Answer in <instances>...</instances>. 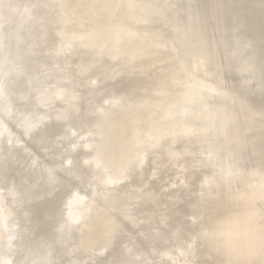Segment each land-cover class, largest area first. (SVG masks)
<instances>
[{"label": "rangeland", "instance_id": "rangeland-1", "mask_svg": "<svg viewBox=\"0 0 264 264\" xmlns=\"http://www.w3.org/2000/svg\"><path fill=\"white\" fill-rule=\"evenodd\" d=\"M90 1L91 0H0V121L3 123L0 133L4 134L9 132L11 135H17L20 133L18 131L20 119L18 120V117H16L14 118V121H12L10 119L11 115L9 113H5V108L3 107L5 99H9L12 96L11 101H13V95H11L12 92L8 88L9 83L12 81H15L14 84L19 90L14 91L15 93L21 94L20 92H26V96L25 94H21L22 96L20 95L22 99L29 96L28 98L30 99V102L26 105V107L25 105H22L23 102L21 103L22 107H24L23 110L28 109L33 111H43V114L46 117H49L50 114H52V117H54L56 114L55 117L59 118L63 123L62 126H60V128L57 130L53 129L55 131L51 132L49 135L48 133H44V135L37 136V133L31 131L29 134L23 136L21 143L19 145L17 144L15 147L16 155L13 156L10 161L8 160L9 162L5 161L3 165L0 163V179L4 177L3 179L6 181L10 190V192L5 195L6 201L4 205L2 207L0 206V218H2L0 220V231L5 232L9 224L15 219V215L12 213L6 214L7 216L5 215V217L3 215V211L5 209H9L10 206L17 205L23 196L27 201L21 204V212H19L21 217L26 215L25 213L28 211L32 212L31 214L27 215V219L25 221L27 225L25 226V230H28L34 222L36 223L42 218H47L46 216L50 213L48 209H51L50 211L55 212L54 219L47 220L46 225L48 226L49 223L57 225L56 229L59 232L55 229V233L53 234L55 239L54 246L55 248L57 247L59 249L60 246L63 248L61 251L64 252V255L62 254L63 259H65L64 264H80L81 262L79 261L81 260H84L81 264H84V262L85 264H224L226 262V258L221 256L222 254L220 255L213 252L211 255H206L203 257V253L200 254L202 251H204V248L207 244L203 233L210 228L209 222L211 221V218L213 217L220 220L227 219V215L232 209V207L220 206L225 200H223L224 198L222 197L217 199L216 195L218 196L221 194L223 197L225 194L227 196L230 195L228 199L225 197V202H227L229 199H232L234 195L235 198H233V200L235 199L236 206H234L233 209H236H234L232 213L237 209L238 211H241V208H245V200H251L254 202L256 206L255 208L257 210H264V169H259V162L258 160H255L257 153L261 151L258 147L261 146L260 144L262 143V140L264 142V129H261L264 128L262 123L264 122V90H262L264 86V76L262 75L264 74L261 75V73L259 74V72H257L260 66L263 67L264 65V0H190L189 2H183V0H149L153 3L155 2L158 6L160 5V11L162 12L161 17H163V20L170 21L171 23L177 22L180 28L188 27L189 30H187L189 34L187 33L186 38L183 36V38L187 40L186 43L184 42L185 52L189 51L191 54V50L197 49L196 40L200 38L198 37L200 36L198 33H202L204 31V29H202L203 31H199V28L201 29L203 25V27L207 25L206 27L208 28L205 27L207 31H209L208 29H212L210 32L216 31V35H213L212 37L213 39L217 36L219 38H216V40H226V42L223 41L228 45L227 46L225 44L226 49L225 52H223L224 55L222 54V56H219L217 54H221V49L223 48V46H221V52H218V50L216 51L217 53L214 52L212 54L210 51H207L209 54L204 52L205 61L203 63L202 61L199 62L198 59L194 60V58L193 63H191L189 60L186 62L184 61L183 63L187 69H185L187 73H191L192 75L201 79L204 82L205 87L208 89L214 86V90L218 94L222 95V98H225V102L227 100V102H233L237 105L239 104L240 107L246 109V111L244 110V113H246L235 123H233V121H229L224 123L225 125L222 124L224 134L218 133L213 142L206 141V139L211 140L213 138L212 135L207 136L208 138L206 136L205 138L201 136L202 130L200 132L197 131L200 135L198 137L202 138L203 143L201 142V144H199L200 140L197 141L196 138H188V135H186L188 134L186 129H184L185 135L179 139H177L178 137L176 136H179V132L181 136V131L176 133L174 132L175 130H167V134H171V136H168L162 140L164 145L150 146L145 149V151L141 152L142 155L140 156L142 157V160H140L137 165L130 168L128 173H126L127 170L121 166L120 163L112 162L114 156L111 154L116 151V148H119L116 146L117 143L114 144L109 141L102 140V136L108 133L114 124V118L112 117L113 113L111 114L116 104L114 98L105 96L101 100H98L97 98L98 101L94 100V102L89 104L87 107H85L83 104L80 105V103L87 97L95 96L97 91L95 87L103 85L105 84L104 82H109L112 79L119 80L124 76V72H122L121 74H117L113 77L111 72L114 64L120 61V59L126 54H128L130 48L129 46L119 45L116 47L114 54H106L108 45L111 46L115 43V41L121 36L123 29L117 27H107L101 31H92L91 29H87L86 24H88V20L86 15L89 16L90 8H93L96 5H94L93 2L90 4ZM143 1L147 2L148 0ZM196 1L199 4L196 3ZM179 2L184 3V8L182 6L183 4H179ZM174 3L179 7L178 9L180 10H178L175 5H172ZM194 5L196 7H194ZM88 6L90 8H88ZM195 9L198 12V15L200 14L199 17H197V12H195ZM176 10L180 15V18H177L178 15ZM183 10L186 19L184 18ZM215 10H217V14L219 13L218 15H215ZM181 11L182 13H179ZM193 11L194 15L192 13ZM189 15L192 16L193 19L188 18ZM216 16L220 17L218 18ZM59 17H61L63 20H60ZM103 17V14L99 15V18ZM181 17H183V20ZM195 17L197 20L194 19ZM206 17L207 20L205 19ZM199 18L201 19L199 20ZM190 19L191 21L196 20V27L192 24V22H190ZM218 23L220 26L223 25L221 28L219 27V30L218 28H214ZM188 24H191L192 26ZM39 25L40 29L42 30L37 28ZM212 25L215 26L212 27ZM144 26L148 25L141 24L140 28H145ZM111 28L113 31H111ZM90 30L92 32H90ZM80 31L81 33H83L82 31H85V33H83L84 39L82 38ZM20 32H24L22 36H25V39L22 43H18L17 41L14 42L15 34ZM164 32H166L168 36H171L167 30ZM72 33L74 35H71ZM220 34L222 37H224L223 39L221 38ZM70 35L71 37H69ZM86 35H88L87 40L85 39ZM77 36L79 38L81 37L84 41H77V39H79ZM91 37H94L93 39L97 41V44L96 42L93 43L94 40ZM225 37L227 39H225ZM75 39L76 41L74 42L76 45L73 43V40ZM91 39L92 41H90ZM106 39L113 43L108 41V44ZM221 40L216 41V43L222 42ZM70 42L72 43L70 44ZM81 43L83 44L84 48L81 46ZM61 44L63 45L60 46ZM88 44L89 46H87ZM92 44H95L96 47L99 44V48L95 49V45ZM104 44H106V46H104ZM77 45H80L79 47L81 48H79ZM173 48V51H176L177 45ZM94 49L98 52H95ZM79 50H83L82 53ZM70 51L74 52L73 56L71 55ZM19 53L21 54L18 55ZM176 54L177 53H175V55ZM216 54L218 57H216ZM245 56L248 58V60ZM176 57H179V60H183V58L178 55H176ZM224 58L228 59V62H231L229 63L230 65H233V63L235 64L236 62L237 63L233 66L228 64L226 66V64L223 62L226 61ZM238 58L243 59V61L246 62V65L243 64L242 66V62L239 63L240 60ZM84 59L85 63L83 62ZM214 59H221V62L223 63L220 64H224L221 66L218 63V66L220 65L222 68H224L223 70L221 67H219L222 69V71L219 69L218 72L220 77L213 72L209 74L204 70H207L206 66H208L210 62H213ZM72 60L75 62V64L72 62ZM13 63L19 65L17 74L12 73L11 65ZM234 66L241 67H238L240 68L238 70L232 68L237 71L230 69ZM247 68L250 69L248 70ZM81 69L84 71L82 70L81 72ZM231 71L237 72L238 77H236L239 80L241 78L239 75L240 72L243 74L242 76L245 75L244 77L247 78L244 79V81L250 80L254 82L252 79V77H254L253 75H260L263 78L259 76L262 80L259 78L261 82L260 84L258 83L259 87H257L256 82H258V80L255 81L256 84H249L250 81H248V83H243V77L241 78L242 81L230 79L235 74ZM262 71H264V69ZM78 72L79 74L81 73V77L84 76L85 78H81L79 74H77ZM229 72L231 73L229 74ZM247 72L252 74H250L251 77L248 76L249 74L247 75ZM95 73H97V76ZM225 74L228 75L225 77ZM229 75H231V77H229ZM28 77L32 80L30 86L28 85ZM65 77L70 78L67 79ZM94 78H97L98 80ZM81 80H83V83L85 82L84 85H80L82 83ZM93 81L96 82L97 85L95 83L94 86ZM179 82L181 81L176 82L178 83L177 85L174 83L176 87L178 86L177 88L179 90L187 91L189 87H193L191 83L192 81L189 82L191 85H189L188 82L187 84L185 83L186 86L183 84V82H181L182 84ZM238 82H242V84ZM59 84L62 85L60 86ZM91 84H93V86ZM85 85L87 87L90 85L88 88L91 89L92 87V90L83 87ZM187 85H189L188 88ZM248 85L249 87H247ZM260 87L262 89H260ZM177 88L174 86L172 90H177ZM259 89L261 92H259ZM256 90L259 91L255 92ZM255 94H257V96ZM73 99L74 101L76 99L77 102H74ZM189 101V104L193 103L192 100ZM68 104L71 105V107H69ZM65 105L66 109H69L70 112L72 111L71 114L68 115V110L63 108ZM72 107L74 109H72ZM60 108L63 110L61 111ZM57 110L61 111V113L59 111L60 115ZM65 111H67V113ZM194 111L196 112V110ZM109 114L110 118L107 116ZM195 114H197V112ZM61 116L64 118H61ZM106 116L109 119L106 118ZM115 116L125 119L123 113L120 112ZM197 117L199 118V116ZM118 118L116 119L117 121L119 120ZM246 118L249 119L246 120ZM253 119L255 122L257 121L256 124H254ZM108 120H110V122ZM202 120L203 118L201 117V121ZM248 120H253V122H251L253 127H250V123H245L247 130H240L239 127H242L240 123L242 122L243 124V122H249ZM98 121L100 122L97 123ZM178 121L179 120H175V123L177 124ZM198 121L199 124L195 121L194 126L198 124L200 127L201 121L200 119H197V122ZM56 122L57 120L51 122L49 126L54 125ZM259 122H261L262 126H260ZM181 123L186 124L183 121H180V124ZM171 125L174 127L173 122ZM219 131L221 132V130ZM239 131H243L242 139L244 138L246 144H248H245L246 147L245 145L238 144V142L241 140L236 142L238 140ZM259 133H262L263 135L260 134L261 140L258 142L260 136L258 140L255 137L258 138L257 134L259 135ZM173 134L174 136L176 134L175 139H173ZM92 135L95 136L92 137ZM193 136H196V134ZM99 138L100 140H98ZM253 138L257 141H255ZM164 140H166V143ZM122 142H124V140H122L121 143ZM255 142H258L260 146ZM252 145L253 147H251ZM81 146L82 148H85L82 149ZM263 146L264 145H262V147ZM262 147L260 148L263 150L264 148ZM248 148L250 153L247 152ZM101 152L103 154H101ZM80 153L85 155L82 156ZM192 153H195L192 166L187 168L186 165H181V163L184 162V158L182 157ZM101 155H104V157H101ZM245 156L247 157L246 162H244ZM101 158L103 160H100ZM91 160L93 162H91ZM103 161L104 163H102ZM110 163H115L114 165L116 167L110 169L107 168L106 165ZM244 163L245 165H242ZM251 163L253 165H251ZM206 166H208L209 169L203 168ZM256 166L258 168L257 170ZM263 166L264 165L259 167L264 168ZM99 170L104 172L100 173ZM209 170H211L210 172L215 171L212 174V177H216V184V181L211 184L208 182H202L203 178H205L204 176L206 172H209ZM260 170L261 172H258ZM112 171L116 172L113 173ZM190 172L196 173L197 178H193L194 180H186ZM42 173H45L47 180L44 179V174ZM259 173L262 174V177ZM126 175L128 177H126ZM226 179H233V182L230 185L226 184L225 186ZM44 180L49 186V191L51 190L50 192H52V194H50L49 197L47 196L43 199L41 197V192H43L45 187ZM237 183L238 186H236ZM258 183L260 185H258ZM115 184H117V186H115ZM208 185L210 189L209 191L207 190ZM59 190H61L60 193H62L60 198H58L56 202H52L50 197H53V195ZM176 190L179 191V194L177 192L178 196L171 195V192ZM181 190L182 192L184 191L183 196L180 194ZM257 190L263 192V194L261 193L260 196L258 194L259 199H256L255 197L257 196V193H255ZM239 193H242V195L240 194L238 197ZM250 193H255V196L253 194L252 195L254 197L251 196ZM207 194H209V196H207ZM244 194H248V196L250 195L251 197L247 198L245 196L243 199L244 201L242 202L241 200ZM199 196H202L200 198V200L202 199L201 201H198ZM252 197L255 200H252ZM1 198L2 196L0 195V200ZM233 200H229L228 203L231 202L230 204H232L234 202ZM251 201L249 203H251ZM249 203L247 202L246 204ZM234 204H232V206ZM171 205L174 208L176 207V209L170 213L171 217L169 216L168 218L169 214H163L164 217L161 216L160 213H163ZM147 211L148 214L152 213L155 215H148L146 214ZM143 213L148 215V218ZM141 214L143 217H145L143 218ZM124 217L127 219V221L124 220ZM165 217L167 220H169V227H167L166 223H164ZM69 221H71V223ZM72 223L73 225L71 226ZM181 225H187L190 227V229L193 228L195 233H186V237H184V239H181V237L175 238L171 234L174 231L169 230L174 226ZM57 227H59L62 232ZM229 232L230 231L226 230L224 233H228L225 235H229ZM44 233L46 232L44 231ZM73 233L74 236H70V234L73 235ZM69 238L72 240L70 241ZM61 240H66V243H63ZM80 240L82 242V247L76 250V244ZM119 240L122 241L121 244ZM69 241L71 243H69ZM62 243L64 245L70 244L71 246L68 245L67 247L66 245L62 247ZM44 246H41L42 252L44 251ZM96 250L97 252H95ZM71 251H77L74 252L75 254H73V257L75 256L76 259L70 257L72 255ZM83 253H85V255ZM116 256H119L117 257L119 258L117 261L114 260Z\"/></svg>", "mask_w": 264, "mask_h": 264}, {"label": "bare ground", "instance_id": "bare-ground-1", "mask_svg": "<svg viewBox=\"0 0 264 264\" xmlns=\"http://www.w3.org/2000/svg\"><path fill=\"white\" fill-rule=\"evenodd\" d=\"M184 1L185 2H189L190 0H183V2ZM91 2H93L94 5L95 4L96 5L93 8H90L88 6V8H90V13H89V16L86 15V18L88 20V24H86L87 29H91L92 31H94V30H100L101 31V30L106 29L107 27H112V28L113 27H117V28H122L123 29V31L121 30L122 31L121 36L115 41V43L113 45H111V43H113V42H111V41L106 39L107 42L108 41L111 42L110 43L111 46L108 45V50H107L106 54H108V55L114 54V52L116 51V47L119 46V45L129 46L130 48H129L128 54H126L123 58L120 59V61H118V62H116L114 64V66L112 68V72H111V75L113 77L115 75H117V74H121L122 72H124V76L121 79H119V80L112 79L113 81L110 80L109 82H104L105 84H103V85H99V86L95 87L97 89L95 96L87 97L86 99H84L80 103V105L83 104L85 107H87L89 104L94 102V100H96V101L101 100L105 96H110V97L114 98V100L116 101L115 107L113 106L114 109L112 110V112L110 110L111 108L109 109L111 114L113 113L112 117L114 118V121L113 120H111V121H113L114 124L111 127V129L109 130V132L104 134V136H102V140L109 141V142L114 143V144L117 143L116 146L119 147V148H116V151L113 154H111L112 156H114L112 162L120 163L121 166H123L127 170L126 173H128V170H130V168L134 167L135 165H137L140 162V160H142L141 159L142 157L140 155H142L141 152L145 151V149H147L150 146H158V145L162 146V145H164L162 140L167 138L168 136H171V134H167L168 133L167 130L168 131L169 130H171V131L175 130L174 132H176V133L181 131V136H180V132H179V136H176V134H175V136L178 137L177 139H179V138H182V136L185 135L184 134L185 133L184 129H186V131L188 132V134H186V135H188V138H192V139L196 138L197 141L200 140L199 144H201L202 138L198 137V136H200L198 132H200L202 130L201 136L203 138H205V136L207 137L209 135H212L213 138L211 140L210 139H206V141L213 142L215 140V138L217 137L218 133L224 134V132H223L224 130L222 128V126H223L222 124H224L226 122H229V121L230 122L233 121V123H235L241 117H243V115L246 113V112L244 113V110L246 111V109H244L243 107H240L239 104L237 105V104H234L233 102L232 103L231 102H227V100L225 102L224 101L225 98L224 97L222 98L221 97L222 95L218 94L214 90V86H212V87H210L208 89V88L205 87L204 82L201 79L197 78L196 76L192 75L191 73H187L186 72L187 69L185 68V65L183 63L184 61L186 62L187 60H189L191 63H193L194 60H196V59H198L199 62L202 61V63H203L205 61V53L204 52H207V51H210L211 54H212V53H214V52H216L218 50V52L222 51L221 54L216 52L219 56H222V54L224 55L223 52H225V49H226L225 47H226L227 43L223 42V41L226 42V40L223 39L224 37H222L221 34L220 35H221V38L223 40H221V39H218V40H221L222 42L216 43V41H218V40H216V38H219V37L216 36V37H214V39L212 38L213 35H216V31L210 32L212 29H208L209 31H207L205 29V27L207 25H205V27H203L204 26L203 25L202 26L203 28L200 26L201 29L199 28V31L202 30V29H204V31L202 30L203 31L202 33H198V35H200L198 37H200V38L198 40H196L197 46L196 45L195 46L197 47V49H195L193 47L195 50H191V54H190L189 51L185 52V48H184L185 46L184 45L187 42V40L183 38V36L186 38L187 33L189 34L188 27L180 28V26H179V24L177 22H172L171 23L170 21L163 20V17H161L162 12L160 11L161 7H160V5L158 6L155 2L153 3V2H151L149 0L147 2H144L143 0H91L90 4H91ZM183 2L182 3L179 2V4H183L182 6L184 8V3ZM196 3H198V2L196 1ZM170 5H169V7H170ZM172 5H175V3L172 4ZM227 6H228V4H227ZM176 7H177V9L179 8L178 6H176ZM194 7H196V6L194 5ZM171 8H169V9H171ZM234 8H235V6H234ZM246 8H247V6H246ZM262 8H263V6H262ZM25 9H26V7H25ZM163 9H165V8H163ZM166 10H167V8H166ZM178 10H180V9H178ZM215 11H216V14H215V12H214V14L218 15L219 13L217 14V10H215ZM229 11H230V9H229ZM195 12H197L196 9H195ZM218 12H220V11H218ZM22 13H23V11H22ZM176 13L178 15L177 18H180L179 17L180 15L178 14L177 10H176ZM179 13H182V11L179 12ZM192 13L194 15V11ZM205 13H207V12H205ZM101 14H103V16H104L103 18H99V15H101ZM184 14L185 13H184V10H183V15ZM262 14H263V12H262ZM262 14H260V15H262ZM189 16H188V18H192V16H190V17ZM199 16H200V14L198 15V12H197V17H199ZM216 17L219 18L220 16H216ZM59 18H60V20H63V19H61V17H59ZM181 18L183 20V17H181ZM184 18L186 19L185 15H184ZM194 19H196V17ZM200 19L201 18H199V20ZM205 19L207 20V17ZM196 20L191 21V19H190V22H192V24L195 27L197 25V24L195 25V23H196L195 21ZM208 21H209V16H208ZM260 22H261V20H260ZM212 23L214 24L213 21H212ZM141 24H146L148 26H144L145 28H140ZM188 25H191V24H188ZM213 26H215V25H212V27ZM222 26H220L219 23H218L217 26L214 27V28H218V30H219ZM258 27H260V26H258ZM37 28H39V30H42V29H40V25ZM84 28H85V26H84ZM206 28H208V27H206ZM214 28H213V30H214ZM227 29H229V28H227ZM227 29H225V30H227ZM39 30H37V31H39ZM91 30H90V32H92ZM114 30H116V29H114ZM165 30H167L171 34V36H168V34L166 32H164ZM85 31H82V32L85 33ZM111 31H113V29ZM111 31H110V33L112 34ZM35 32H36V30H35ZM55 32H56V30H55ZM195 32H196V30H195ZM23 33L24 32H20L18 34H15L14 42L17 41L18 43H22L23 40L25 39V36H22ZM41 33H42V31H41ZM80 33H81V31H80ZM83 33H81V34H82V38L84 39V34ZM117 33H118V31H117ZM32 34H33V32H32ZM86 34H87V32H86ZM71 35H74V34L72 33ZM71 35L69 37H71ZM217 35H218V33H217ZM225 36H227V35H225ZM87 37H88V35H86V38H85L86 40H87ZM113 37H114V35H113ZM82 38L80 37L79 39H77V38L76 39H77V41H79V40L84 41ZM89 38H90V36H89ZM76 39L73 40L74 44H75L74 41H76ZM92 39L90 41H92ZM225 39H227V38L225 37ZM90 41H88V42H90ZM94 42H96V44H97V41L94 40L93 43ZM109 42H108V44H109ZM71 43L72 42H70V44ZM98 43H99V41H98ZM188 44H189V42H188ZM62 45L63 44H61L60 46H62ZM92 45H95V44H92ZM176 45H177V49H176V51H173V49H174L173 47H176ZM81 46H83V44ZM87 46H89V44ZM104 46H106V44H104ZM201 46H203L204 49ZM221 46H223L224 50H223V48ZM41 47H43V46H41ZM90 47H91V45H90ZM79 48H81V47H79ZM83 48H84V46H83ZM98 48H99V44L97 45V47L95 45V49H98ZM105 48H107V47H105ZM237 48H238V46H237ZM220 49H221V51H220ZM43 50H44V48H43ZM45 50H46V48H45ZM82 51H80V52L82 53ZM95 52H98V51L95 50ZM70 53L73 56L74 52L70 51ZM175 53H177L176 55H178L181 58H183V60L182 59L179 60L180 58L176 57ZM20 54L21 53H19L18 55H20ZM47 54H48V52H47ZM87 55H89V54H87ZM216 55H214V56H216ZM218 55L216 57H218ZM76 56H75V58H76ZM236 57H237V55H236ZM193 58H194V60H193ZM87 59H89V58H87ZM238 59L240 60L239 63L242 62V64H241L242 66H243V64L246 65V62H244L243 59H240V58H238ZM246 59L248 60L247 57H246ZM76 60H77V58H76ZM216 60L214 59L213 62H210V64L208 66H206L207 70L206 69H204V70H205V72H207L209 74L213 72L217 76L220 77V75L218 73L219 69H220L219 67H221L224 64H226V66H227V64L230 65L229 63H231V62H228L229 60L225 59L226 61H223L224 64H220V63H223V62H221L222 60L221 59L217 60V61ZM84 61H85V59L83 60V62ZM72 62H74V61L72 60ZM77 63H79V62H77ZM218 63L221 66L220 65L218 66ZM248 63H249V61H248ZM74 64H75V62H74ZM235 64L233 63V65H235ZM233 65L231 64L230 66H233ZM252 65H253V63H252ZM236 66L231 67L230 69L234 68V69L238 70V69H240L238 67H241V66H238V67H236ZM247 66H249V65H247ZM254 66H256V65H254ZM11 68H12V73L17 74V71L19 70V65L16 64V63L15 64L13 63L11 65ZM222 69L224 70V68H222ZM222 69H220V70L222 71ZM234 69H232V70H234ZM263 69H264V65H263V67L260 66V68H259V70L257 72H259V74L261 73V75H262V74H264V73H262V72H264V71H262ZM82 70L83 69H81V72H82ZM237 70H234V71H237ZM253 70H255V69H253ZM234 71H231V72H234ZM184 72H186V73H184ZM231 72H229V74ZM19 73H20V71H19ZM234 73L236 74V75L234 74L235 77L233 76L230 79H232V80L234 79L236 81H242L241 78L243 77L242 78L243 79V83H248V81H250V80H245L244 81V79H247V78L244 77L245 75L242 76L243 74L241 72H240L241 74L239 73V75L241 76L240 80L237 78L238 77L237 72H234ZM77 74H79V72ZM80 74H79V76H80ZM95 74L97 76V73H95ZM248 74L249 73L247 72V75ZM250 74L248 75L249 77H251ZM226 75H228V74H225V77H226ZM232 75H233V73H232ZM257 75H258V73H257ZM253 76L257 77L258 79L252 77L254 82L250 81L249 84L255 83V81L258 80V82H256L257 84L256 83L255 84L257 85V87H259V84L261 82L259 80V78L264 76V75H262V76L259 75L260 77L256 76V75H253ZM83 77H81V78H83ZM229 77H231V75H229ZM65 78H67V77H65ZM69 78H67V79H69ZM191 78H192V80H191ZM86 79H87V77H86ZM94 79H97V78H94ZM56 80H57V78H56ZM177 80L183 82V84H185V83L187 84V82H188V84L191 85V83H192V85H193L192 88L193 89L191 87L188 88L189 85H187V88H188L187 91L179 90L177 88L178 86L176 87V85L178 84V83H176V82H178ZM31 81L32 80L28 77V85L29 86L31 85ZM54 81H55V79H54ZM81 81H82V83L80 85H84L85 82L83 83V80H81ZM99 82H100V80H99ZM181 82H179V83L182 84ZM189 82H191V83H189ZM14 83H15V81H12L8 85L9 90L12 92L11 95H13V101H11L12 96L9 99H5L4 103H3V107L5 108V113H9L11 115L10 119L12 121H14V118H16V117H18V120L20 119L19 120V130H18L20 133L17 134V135H11L9 132H6L4 134L0 133V163L2 165L4 164L5 161H8V160L10 161V159L13 156L16 155L15 147H16L17 144L19 145L21 143L23 136L29 134L31 131H34L35 133H37V136L44 135V133H48V135H49L51 132H53V131L57 130L58 128H60V126H62V124H63L62 121L59 118L55 117V115H56L55 113L56 112L54 113L55 115L53 114L54 117H52V114H50V113L49 114L51 115V117H50V115H49V117H46L43 114V111H39V110L33 111V110H28V109L23 110L24 107H22V105L23 106L25 105V107H26V105L30 102V99L28 98L29 96L27 98L22 99V97H21L22 95L21 94H23V95L25 94V96H26V92L25 93L24 92H20L21 94L15 93L14 91H16L18 89H17V86ZM95 83L96 82H94V86H95ZM238 83L242 84V82H238ZM180 84H179V86H180ZM186 84H185V86H186ZM86 85L83 86V87H86V89L88 87H90V85L88 87ZM91 85L93 86V84H91ZM96 85H97V83H96ZM174 86H175V88H177V90L176 89L172 90L174 88ZM253 86H255V85H253ZM261 86H263V85H261ZM203 87H204V89H203ZM247 87H249V85ZM56 88H61V87H56ZM260 89H262V88L260 87ZM31 90H33V89H31ZM81 90H83V89H81ZM89 90H92V87ZM93 90H94V87H93ZM243 90H245V89H243ZM259 90H256L255 92H257ZM262 90H264V86H263ZM86 92H87V90H86ZM247 92H245V93H247ZM259 92H261V90ZM34 94H35V92H34ZM252 94H251V96H252ZM29 95H31V94H29ZM255 95L257 96V94H255ZM40 98H38V99H40ZM76 98H77V96H76ZM97 98H98V100H97ZM189 100H192L193 103L189 104V102H190ZM201 100H202V103H201ZM73 101H74V99H73ZM22 102H23V104L21 105ZM74 102H77V100L75 99ZM49 105H51V104H49ZM0 107H1V105H0ZM69 107H71V105H69ZM69 107H67V108H69ZM73 107H72V109H74ZM57 108H58V106H57ZM63 108L66 109V105ZM60 109H61V111L63 110L62 108H60ZM75 109H76V107H75ZM66 110H68V115L71 114L72 111L70 112L69 109H66ZM194 110H196L197 114H195L196 112ZM59 111H58V113H59ZM61 111H60V113H61ZM109 111H108V113H109ZM65 112L67 113V111H65ZM119 112L123 113L125 119L118 118L117 116H115ZM60 113H59V115H60ZM106 113H105V115H106ZM202 114H203V116H202ZM259 114H261V113H259ZM63 116H64V114H63ZM63 116H61V118H64ZM107 116H109V118H110V114L107 115ZM107 116H106V118H108ZM197 116H199V118ZM116 117L119 119L118 121L116 120L117 119ZM201 117L203 118L202 121H201ZM102 119H104V118H102ZM197 119H200V121H201L200 122V127L198 125L199 121L197 122ZM247 119H249V118H246V120ZM56 120H57V122L54 125L49 126L51 124V122L56 121ZM175 120H179L177 122V124L175 123ZM253 120H250V121L248 120L249 122H247V121L243 122L244 125L241 122L240 125L242 127H239V125H238V127L240 128V130H243V129L247 130L246 127H245V123L246 124L250 123L249 124L250 127H253V124L251 123V122H253ZM108 121L110 122V120H108ZM180 121H183L186 124H182V123L180 124ZM195 121H196V123H198V124H196L198 126H196V125L194 126ZM99 122L100 121H98L97 123H99ZM172 122L174 124V127H173V125H171ZM256 122L254 120V124H256ZM259 123H260V126H262L261 122H259ZM262 123H263V126H264V122H262ZM2 126H3V123L0 121V129H1ZM246 126H248V125H246ZM195 128L196 129L199 128V129L196 130ZM53 129H55V130H53ZM97 129H99V128H97ZM261 129H264V128H261ZM194 130H196V131H194ZM219 130H221V132ZM161 131H163V132H161ZM258 132H260V131H258ZM182 133H183V135H182ZM195 134H196L197 137L193 136ZM260 134L263 135L264 133L263 134L259 133V135L257 134L258 138L255 137L257 140L259 139V136H260V139L258 140V142L261 140V135ZM242 135H243V131H239L238 132V140L236 139L237 140L236 142L241 140L240 142H238V144L245 145L246 142H245L244 138L242 139ZM93 136H95V135H92V137ZM173 136H174V134H173ZM175 136L173 137V139H175ZM44 138H47V137H44ZM95 138H93V139H95ZM263 139H264V137H263ZM98 140H100V138ZM122 140H124V142L121 143ZM257 140H255V141H257ZM165 141L166 140H164V142ZM258 142H255V143L258 144ZM262 143H264L263 140H262ZM262 143L260 144L261 146L259 144L258 145L260 147H262V145H264ZM246 145H248V144H246ZM246 145H245V147H246ZM253 145H254V143H253ZM253 145L251 147H253ZM141 146H143V147H141ZM255 146H257V145H255ZM91 147H90V149H91ZM260 147H258V148L261 151H259V153H257V156H256L255 160L256 161L258 160V162H259L258 165L262 166V165H264V149L262 150ZM81 148H82V146H81ZM83 148H85V147H83ZM113 148H114V146H113ZM262 148H264V146ZM87 150H89V149H87ZM247 152H249V148H248ZM83 153H84V151H83ZM101 154H103V153L101 152ZM194 154L195 153H192V154L186 155L187 157L186 156L182 157V158H184V162L181 163V165H184V166L186 165L187 168H190L192 166L193 162H194ZM83 155H85V154H83ZM102 156L104 157V155H101V157ZM106 156H107V154H106ZM109 156H110V154H109ZM109 156H108V158H109ZM246 159H247V157L245 156V161L244 162H246ZM53 160H55V159H53ZM100 160H103V159L101 158ZM262 161H263V163H262ZM91 162H93V161L91 160ZM102 163H104V161ZM255 163H257V162H255ZM114 164L115 163H112V164L110 163V164H108L106 166H107V168L110 169V168L116 167ZM205 164H209V163H205ZM242 165H245V163L242 164ZM251 165H253V164L251 163ZM257 166H256V170L258 168L261 169V170L264 169L262 167L260 168L259 166L257 168ZM203 168H208L209 169L208 166L203 167ZM102 170H103V167H102ZM261 170L258 171V172H261ZM210 171L211 170H209V172H206V174L204 176L205 178H203L202 182H208V183L211 184V183H214L216 181V177L215 178L212 177V174L215 171H213V172H210ZM101 172H104V171H100V173ZM115 172H113V173H115ZM256 173H257V171H256ZM42 174H44L43 177H44V179H46L47 176L45 177V173H42ZM259 174H261V173H259ZM106 176H107V174H106ZM126 177H128V176L126 175ZM261 177H262V174H261ZM3 178L4 177H2L0 179V195L3 198V199L1 198V200H0V206L1 207L4 205V203L6 201L5 200V195H7L10 192L9 187H8L6 181ZM193 178L196 179L197 175L194 172H190V174L187 176L186 180H191ZM232 180L233 179H226L225 186H226V184L230 185L233 182ZM263 181H264V179H263ZM44 182H45V187H44L43 192H41V195H42L41 197L43 199L45 197H47V196L49 197L50 194H52V192H50L51 190L49 191V186L46 184L45 180H44ZM254 182H256V181H254ZM216 183H217V181L215 182V184ZM259 183H258V185H260L262 183V181H261L260 184ZM27 186H29V185H27ZM115 186H117V184H115ZM236 186H238V183H237ZM207 187H208L207 190L209 191L210 190L209 189V185ZM58 192H56L53 195V197H50L52 202L53 201L56 202V200H58V198H60V196L62 194V193H60L61 190H59ZM105 192H106V190H105ZM177 192L179 194V191L176 190L174 192H171V195L176 196ZM255 193H257L256 194L257 196L254 195ZM255 193L254 194L250 193V195L251 196L254 195L256 197V199L257 198L259 199L258 194H259V196L261 195V193L263 194V192H260L259 190H257ZM180 194H181V196H183L184 191L182 192V190H181ZM240 194L242 195V193H239L238 197H239ZM220 195H218V196L216 195V198L219 199V198L222 197V198H224L223 200H225V201H226L225 197H227V199H228L229 196H230V195L227 196L225 194L224 197H223V195H221V196ZM250 195L248 196V194L247 195L244 194V196H242L243 197L242 200L241 199L240 200L243 202L244 201L243 200L244 197L245 196L247 198L251 197ZM102 196H103V194H102ZM207 196H209V194H207ZM201 197L199 196L198 201L202 200V199L200 200ZM233 198H235L234 195H233L232 199H229V200H233ZM260 198H262V197H260ZM74 199H75V197H74ZM229 200H227V202L223 201V203L220 205V206L232 207L231 211L227 215L228 218L227 219H221V220L213 218V217L211 218V221L209 222L210 223V226H209L210 228L203 233L204 239H205L207 244H206V247L204 248V251H202L200 254H202V253L204 254V255L202 254V257L206 256V255H211L213 252L218 253L220 255L222 254L221 256H224L226 258V262L224 264H264V210L262 211V210H260L258 208L260 210V212H259V210H257L255 208L256 206H255L254 202H252L250 200L251 203H249L250 202L249 200L248 201L245 200V208H241L242 209V210L240 209L241 211H238V209H237L236 211H234L232 213V211L234 209H236V208L233 209V207L236 206V202H235V199H234L233 201L235 202V204L233 202L232 204H234V205L232 206V204H230L231 202L228 203ZM252 200H255V199L253 198ZM26 201H27L26 198H24L22 196V199L19 200V203L17 205L10 206L9 209H5L3 211V215L4 216L6 214H8V213H12L13 215H15V219L13 220L12 223L9 224V226H8V228H7V230L5 232H1L0 231V264H64L65 263V259H63V256H62V254L64 255V252L61 251V249L63 250V248H61L60 245H59L60 249L57 248V247L55 248V246H54L55 245L54 244V240L55 239L53 237V234L55 233V229H56L57 225L56 224L53 225V224H50V223L48 224V226L46 225V221L47 220L54 219L55 212L54 211H50L51 209H48V211L50 213L48 212L49 214L46 216L47 218H45V219L44 218H42V219L39 218L40 219L39 221H37L36 223L34 222L33 225L28 230H25V226L27 225V223L25 222L26 219H27V215L31 214L32 212H30V211L26 212L25 213L26 215H24L23 217H21V214L19 212H21V204L25 203ZM247 202L249 204H246ZM100 203H102V202H100ZM256 203H257V201H256ZM242 205H243V203H242ZM175 209H176V207L174 208L171 205L170 207H168L167 210H165L163 213H160V214H161V216H163V214H169L168 215V218H169L170 213L173 212ZM148 211H147L146 214H148ZM146 214H144V215H146ZM150 214L152 216L155 215V214H152V213H150ZM150 214H148V215H150ZM148 215H146V217ZM141 216H142V214H141ZM1 219L2 218H0V220ZM124 220L127 221V219H125V217H124ZM69 222L71 223V221H69ZM79 222H81V221H79ZM123 223H124V221H123ZM164 223H166L167 227L170 226L169 220H167L166 217L164 218ZM72 225H73V223L71 224V226ZM157 227H159V226H157ZM57 228H59V227H57ZM122 229H123V227H122ZM225 229L227 231H230L229 235H225V234H228V233H224V232H226ZM172 230L174 232H172L171 234L175 238L181 237V239L182 238L184 239V237H186V233L187 234L189 232L195 233V230L193 228L190 229V227L187 226V225L174 226L169 231H172ZM44 231L46 233H44ZM60 231L62 232L61 229H60ZM159 231H160V229H159ZM221 233H222V235H221ZM42 234H43V236H42ZM56 234H58V233H56ZM71 234H70V236H74V233H73V235H71ZM120 236H122V235H120ZM45 238H47V239H45ZM64 238H65V236H64ZM69 239H70V241L72 240L71 238H69ZM114 239H116V238H114ZM66 240H68V239H66ZM66 240L65 241L61 240V241L63 243H66ZM70 241H69V243H71ZM119 241H120V244H121L122 241L121 240H119ZM76 242H78V241H76ZM67 243H68V241H67ZM123 243H125V242H123ZM120 244H118V245H120ZM42 245L43 246L44 245L47 246V247L44 246V251L43 252L41 251V246ZM66 245L63 244L62 247L66 246ZM68 245H70V244H68ZM68 245H67V247H68ZM80 247H82L81 240L76 244V248L75 249L77 250ZM129 247H131V246H129ZM74 252H77V251H73L71 253L72 255L70 257H73V254H75ZM95 252H97V250ZM131 252H133V251H131ZM85 253H83V254L85 255ZM74 257H73V259H76V257L75 258ZM83 257H85V256H83ZM117 257H119V256L115 257V259H114L115 261H117L119 259ZM200 257H201V255H200ZM77 258L79 259L78 256H77ZM87 259H88V257H87ZM69 260H71V259H69ZM83 261L81 260L79 262L83 263ZM70 262H72V261H70ZM76 263H77V261H76ZM84 264H85V262H84Z\"/></svg>", "mask_w": 264, "mask_h": 264}]
</instances>
